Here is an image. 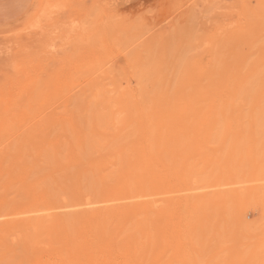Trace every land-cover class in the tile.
<instances>
[{
    "label": "rangeland",
    "instance_id": "1",
    "mask_svg": "<svg viewBox=\"0 0 264 264\" xmlns=\"http://www.w3.org/2000/svg\"><path fill=\"white\" fill-rule=\"evenodd\" d=\"M47 1L0 23V264H264V0Z\"/></svg>",
    "mask_w": 264,
    "mask_h": 264
},
{
    "label": "bare ground",
    "instance_id": "2",
    "mask_svg": "<svg viewBox=\"0 0 264 264\" xmlns=\"http://www.w3.org/2000/svg\"><path fill=\"white\" fill-rule=\"evenodd\" d=\"M98 1V0H97ZM59 1L58 0H48L47 1V4H46V8H45V10H44V13H43V15H42V19L44 18V17H46V16H48V15H53V16H56L57 15V17H58V15L60 14V15H62V13H63V11H62V8L60 7L62 4L60 3H58ZM62 2V1H61ZM113 5V4H112ZM62 6H65L66 7V4H64V5H62ZM65 7H64V9H65ZM110 7V6H109ZM100 8V7H99ZM63 9V10H64ZM109 9V8H108ZM113 9V8H112ZM97 10H100V9H98L97 8ZM62 12V13H61ZM102 15V14H101ZM105 15V14H104ZM63 15H62V20H63ZM41 18L39 19V21H36L35 23H34V25H33V28L36 30V32H38L37 33V35H39V36H36L35 35V37H37V38H39L40 36H41V26L42 25H40L41 24ZM47 18V17H46ZM26 31V30H25ZM31 36V37H30ZM33 34H30V35H28L27 37L29 38V39H32L33 38ZM19 40V39H18ZM18 40H13L12 42H9L8 41V39H6V37H1L0 36V60L1 61H3L4 62V60L6 61L7 59H9L11 56V51L14 49L13 47H14V45H19L20 43H21V41L19 42ZM40 40V39H39ZM12 43V45H10ZM25 45V44H24ZM1 63V62H0ZM129 253H131L130 251H129ZM53 255V254H52ZM131 256H132V254H131ZM70 258V257H69ZM71 259V258H70ZM47 260V259H46ZM60 260V259H59ZM79 260V259H78ZM63 262H65L64 260H62ZM48 262V261H47ZM47 262H46V264H47ZM62 262V263H63ZM61 263V264H62ZM50 264V263H49ZM76 264V263H75ZM110 264V263H109ZM132 264V263H131Z\"/></svg>",
    "mask_w": 264,
    "mask_h": 264
},
{
    "label": "crops",
    "instance_id": "3",
    "mask_svg": "<svg viewBox=\"0 0 264 264\" xmlns=\"http://www.w3.org/2000/svg\"><path fill=\"white\" fill-rule=\"evenodd\" d=\"M29 0H0V23L18 19L26 10Z\"/></svg>",
    "mask_w": 264,
    "mask_h": 264
}]
</instances>
